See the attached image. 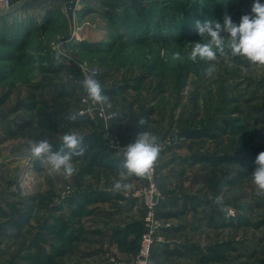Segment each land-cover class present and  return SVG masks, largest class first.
<instances>
[{
	"label": "rangeland",
	"instance_id": "374dc122",
	"mask_svg": "<svg viewBox=\"0 0 264 264\" xmlns=\"http://www.w3.org/2000/svg\"><path fill=\"white\" fill-rule=\"evenodd\" d=\"M136 1L138 10L132 0H77L73 26L70 0H27L0 16V264H138L144 179L112 188L119 150L144 130L160 139L166 197L144 264H264V194L252 181L264 152V66L218 57L209 77L208 63L188 59L202 42L196 21L227 14L238 25L254 0ZM94 70L111 108L92 125L82 82ZM71 132L92 151L73 157L71 177L49 175L32 141L57 150Z\"/></svg>",
	"mask_w": 264,
	"mask_h": 264
},
{
	"label": "clouds",
	"instance_id": "9594fccd",
	"mask_svg": "<svg viewBox=\"0 0 264 264\" xmlns=\"http://www.w3.org/2000/svg\"><path fill=\"white\" fill-rule=\"evenodd\" d=\"M195 28L202 42L192 44L188 59L196 62L198 59L208 63L205 74L209 77L217 71L215 62L218 57L224 58L229 68L234 67L232 58L243 57L252 66H264V3L254 0L250 14L242 15L239 24L232 21L230 15L225 14L223 23L210 19L201 23L195 22ZM63 54L56 53L59 61ZM174 59H180L179 53ZM70 59V58H69ZM247 71L246 68L242 69ZM87 98L94 104L111 108L108 96L103 94L101 84L92 75H87L82 82ZM82 113L74 112L70 119L75 121ZM140 125H146L144 119L138 120ZM87 151L84 137L77 132L66 133L62 136V146L53 150V144L47 138L32 141L31 154L40 160L49 175L62 174L71 177L76 169L72 163L75 156H83ZM123 159L120 179L113 184L112 191L120 192L130 187L128 181L132 177L150 179L151 172L161 152L158 136L149 131H142L134 142L119 150ZM256 167L252 172V181L258 194H264V152H260L255 161ZM217 204L222 198L217 197Z\"/></svg>",
	"mask_w": 264,
	"mask_h": 264
},
{
	"label": "built area",
	"instance_id": "2783aa9c",
	"mask_svg": "<svg viewBox=\"0 0 264 264\" xmlns=\"http://www.w3.org/2000/svg\"><path fill=\"white\" fill-rule=\"evenodd\" d=\"M12 6L13 5L10 0H0V12L7 11ZM97 73L98 71L94 70L87 73L86 76L92 75L94 77ZM91 106L92 107H89L87 110L90 118L95 119L97 116L104 117L105 109L102 105L94 104L91 101ZM136 196L140 198L142 203L145 215V225L148 228V230L142 236L140 252L137 256V263L144 264L146 263L150 255L151 248L154 244L153 234L159 223L158 209L166 198L162 189L159 187L155 166L151 172L150 179L144 178V186L141 190L136 192Z\"/></svg>",
	"mask_w": 264,
	"mask_h": 264
},
{
	"label": "water",
	"instance_id": "95a60500",
	"mask_svg": "<svg viewBox=\"0 0 264 264\" xmlns=\"http://www.w3.org/2000/svg\"><path fill=\"white\" fill-rule=\"evenodd\" d=\"M27 0H22L20 3L15 4L12 6L9 10L0 12V16L6 15L8 13L14 12L20 7H22L23 3H25ZM77 5V0H70V2L66 5V10L68 14V18L70 20L71 26H73V17H74V11Z\"/></svg>",
	"mask_w": 264,
	"mask_h": 264
},
{
	"label": "trees",
	"instance_id": "16d2710c",
	"mask_svg": "<svg viewBox=\"0 0 264 264\" xmlns=\"http://www.w3.org/2000/svg\"><path fill=\"white\" fill-rule=\"evenodd\" d=\"M133 1H135V3H137V4L134 5L135 6L134 9L138 10L139 9L138 1L132 0V2ZM0 30L3 31L2 28ZM83 121L84 122H88V123L93 125V120L90 117H88V116L84 117ZM200 136H202V135H200ZM91 143H92V141L90 139L88 140V142H87V140H84V144L87 145V151L85 152V154H89V152L92 151ZM98 157H101V155H98ZM101 159L104 160V157L102 156ZM98 162H100L99 159H98ZM138 179L143 180L144 178H138ZM169 253L170 254H177L178 252L177 251H169Z\"/></svg>",
	"mask_w": 264,
	"mask_h": 264
},
{
	"label": "crops",
	"instance_id": "0c3cea01",
	"mask_svg": "<svg viewBox=\"0 0 264 264\" xmlns=\"http://www.w3.org/2000/svg\"><path fill=\"white\" fill-rule=\"evenodd\" d=\"M18 3H20V2H18Z\"/></svg>",
	"mask_w": 264,
	"mask_h": 264
},
{
	"label": "bare ground",
	"instance_id": "6f19581e",
	"mask_svg": "<svg viewBox=\"0 0 264 264\" xmlns=\"http://www.w3.org/2000/svg\"><path fill=\"white\" fill-rule=\"evenodd\" d=\"M25 176V175H24Z\"/></svg>",
	"mask_w": 264,
	"mask_h": 264
}]
</instances>
